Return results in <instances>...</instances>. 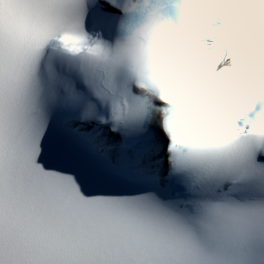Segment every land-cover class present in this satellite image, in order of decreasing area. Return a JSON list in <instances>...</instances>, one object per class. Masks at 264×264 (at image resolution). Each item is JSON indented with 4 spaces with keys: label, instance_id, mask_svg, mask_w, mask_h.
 Wrapping results in <instances>:
<instances>
[{
    "label": "snow or ice",
    "instance_id": "obj_1",
    "mask_svg": "<svg viewBox=\"0 0 264 264\" xmlns=\"http://www.w3.org/2000/svg\"><path fill=\"white\" fill-rule=\"evenodd\" d=\"M93 3L0 0V264H264V97L212 131L156 50L184 0H107L139 16L113 39Z\"/></svg>",
    "mask_w": 264,
    "mask_h": 264
},
{
    "label": "clouds",
    "instance_id": "obj_2",
    "mask_svg": "<svg viewBox=\"0 0 264 264\" xmlns=\"http://www.w3.org/2000/svg\"><path fill=\"white\" fill-rule=\"evenodd\" d=\"M183 14L182 28H158L157 53L189 114L197 107L203 110L205 93H219L211 97L212 115L205 123L218 134H231L232 125L218 110L231 100L234 90L243 84L253 97H264V7L257 0H184ZM217 18L220 23L213 27ZM210 27L212 31H206ZM229 57L232 69L216 74L210 62Z\"/></svg>",
    "mask_w": 264,
    "mask_h": 264
}]
</instances>
